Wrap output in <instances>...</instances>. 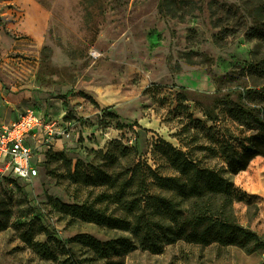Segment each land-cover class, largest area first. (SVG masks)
Here are the masks:
<instances>
[{
    "label": "rangeland",
    "instance_id": "obj_1",
    "mask_svg": "<svg viewBox=\"0 0 264 264\" xmlns=\"http://www.w3.org/2000/svg\"><path fill=\"white\" fill-rule=\"evenodd\" d=\"M181 87L217 93L225 134H235L238 123L255 127L259 103L244 102L241 93L264 95V0H0V105L9 118L33 110L57 127L67 125L70 135L52 144L34 179L0 178V207L10 210L0 232V264H59L62 246L80 257L81 246L67 243L78 234L99 241L129 237L70 222L53 200L88 198L89 189L71 183L67 166L96 165L112 140L137 143L151 165L150 144L157 139L184 152L185 144H205L211 123L196 102L179 99ZM204 154L194 157L223 165ZM229 178L247 195L233 204L235 222L263 247L177 242L157 254L135 250L125 263L264 264V157ZM31 225L46 228L47 235L34 228L33 241L51 246L56 259L24 242Z\"/></svg>",
    "mask_w": 264,
    "mask_h": 264
},
{
    "label": "trees",
    "instance_id": "obj_2",
    "mask_svg": "<svg viewBox=\"0 0 264 264\" xmlns=\"http://www.w3.org/2000/svg\"><path fill=\"white\" fill-rule=\"evenodd\" d=\"M252 37L261 39L257 32H252ZM178 96L181 101L196 102L211 123L205 144H185L184 152L157 139L150 144L151 165L139 152L136 141L134 147H128L112 140L104 152L98 153L96 165H76L71 170L68 164L71 183L89 189V196L81 204L55 199L56 211L70 222L93 224L129 237L99 241L89 234L75 235L67 243L81 246L83 253L78 257L62 246L59 264H126V256L135 250L157 254L177 242L202 247H263L257 235L235 222L233 204L247 195L238 192L229 177L245 171L255 158L264 157V95L241 93L244 102L248 99L254 105L259 103L260 115L255 118L254 128L245 129L240 123L233 126L235 134H225L228 131L219 118L224 102L217 93L202 95L181 87ZM195 151H203L206 157L217 158L223 165L208 166L194 157ZM9 218L8 207H0V232L8 228ZM34 228L47 235L43 226L31 225L22 232L24 242L44 259H56L58 254L51 246L33 241ZM85 254L90 255L83 257Z\"/></svg>",
    "mask_w": 264,
    "mask_h": 264
},
{
    "label": "built area",
    "instance_id": "obj_3",
    "mask_svg": "<svg viewBox=\"0 0 264 264\" xmlns=\"http://www.w3.org/2000/svg\"><path fill=\"white\" fill-rule=\"evenodd\" d=\"M65 128L33 110L23 112L10 124L0 123V178L37 177L52 144L70 136Z\"/></svg>",
    "mask_w": 264,
    "mask_h": 264
},
{
    "label": "crops",
    "instance_id": "obj_4",
    "mask_svg": "<svg viewBox=\"0 0 264 264\" xmlns=\"http://www.w3.org/2000/svg\"><path fill=\"white\" fill-rule=\"evenodd\" d=\"M17 118L12 119L11 117L9 118V116L7 115L6 111L4 110V108L2 107V105H0V123L3 124H10L11 122L15 121Z\"/></svg>",
    "mask_w": 264,
    "mask_h": 264
}]
</instances>
